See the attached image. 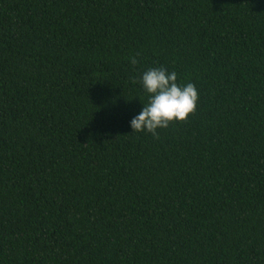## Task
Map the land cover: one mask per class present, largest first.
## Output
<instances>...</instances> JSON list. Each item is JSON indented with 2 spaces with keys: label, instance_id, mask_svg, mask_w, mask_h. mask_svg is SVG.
I'll return each instance as SVG.
<instances>
[{
  "label": "trees",
  "instance_id": "16d2710c",
  "mask_svg": "<svg viewBox=\"0 0 264 264\" xmlns=\"http://www.w3.org/2000/svg\"><path fill=\"white\" fill-rule=\"evenodd\" d=\"M0 264H264V0H0Z\"/></svg>",
  "mask_w": 264,
  "mask_h": 264
},
{
  "label": "clouds",
  "instance_id": "9594fccd",
  "mask_svg": "<svg viewBox=\"0 0 264 264\" xmlns=\"http://www.w3.org/2000/svg\"><path fill=\"white\" fill-rule=\"evenodd\" d=\"M130 63L135 66L138 60L132 57ZM132 82H139L148 94L147 103L130 121L132 132L147 131L159 139L157 129L167 128L174 121H186L196 111L199 94L195 85H179L175 71L169 72L163 66L152 67Z\"/></svg>",
  "mask_w": 264,
  "mask_h": 264
}]
</instances>
